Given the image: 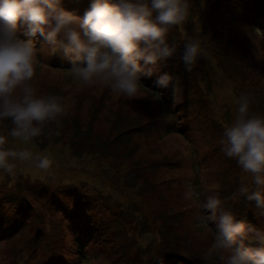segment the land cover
Wrapping results in <instances>:
<instances>
[{"label": "rangeland", "instance_id": "1", "mask_svg": "<svg viewBox=\"0 0 264 264\" xmlns=\"http://www.w3.org/2000/svg\"><path fill=\"white\" fill-rule=\"evenodd\" d=\"M93 2L60 0L58 7L82 19ZM188 3L185 22L167 37L176 52L142 77L134 97L74 79L70 70L84 66L83 54L77 60L53 50L18 22L17 37L37 49V95L63 97L69 107L59 127L49 125L28 145H6L49 155L53 166L18 163L13 176L0 170V264H223L212 249L215 225L200 208L216 194L237 220L264 232L255 202L233 198L251 180L221 144L241 95L251 94L250 112L264 116V0ZM191 38L206 55L187 71L183 45ZM164 73L172 80L157 87ZM11 127L0 121V133ZM189 185L199 197L185 199Z\"/></svg>", "mask_w": 264, "mask_h": 264}, {"label": "clouds", "instance_id": "2", "mask_svg": "<svg viewBox=\"0 0 264 264\" xmlns=\"http://www.w3.org/2000/svg\"><path fill=\"white\" fill-rule=\"evenodd\" d=\"M59 2L0 0V121L10 120L12 125L7 136L0 133V170L10 176L15 175L18 163L43 171L53 166L49 155L6 145L10 140L28 145L45 135L49 125L59 127L58 119L68 115L69 107L63 97L37 95L31 84L37 49L32 40L17 37L18 22L27 25L29 36L39 33L53 50L74 53L77 60L83 54L84 66L74 63L70 70L74 79L87 86L100 83L114 93L134 97L142 88V77H151L152 68L176 52L175 43L170 46L167 37L172 27L185 22L189 12L188 0H117L115 4L94 0L80 19L58 7ZM183 47L182 61L191 71L206 53L198 38L187 39ZM171 80L164 73L156 85L166 88ZM253 100L251 94L238 98L236 115L225 127L221 144L224 155L235 159L251 180V186L242 181L233 198L239 195L254 201L264 212L260 191L264 186V116L250 112ZM54 134L60 135L59 131ZM184 195L190 200L200 194L189 185ZM224 204L216 194L208 195L200 205L202 214L210 213L202 218L215 225L212 249L216 258L223 264H264V247L244 243L250 239L264 245V232L237 220Z\"/></svg>", "mask_w": 264, "mask_h": 264}]
</instances>
